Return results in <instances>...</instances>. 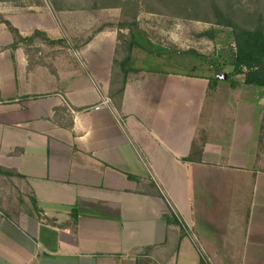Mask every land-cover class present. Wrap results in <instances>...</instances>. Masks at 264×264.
Returning <instances> with one entry per match:
<instances>
[{
  "label": "crops",
  "instance_id": "obj_1",
  "mask_svg": "<svg viewBox=\"0 0 264 264\" xmlns=\"http://www.w3.org/2000/svg\"><path fill=\"white\" fill-rule=\"evenodd\" d=\"M28 6L0 14L61 42L11 47L0 24V166L25 179L0 176V264L264 260V88L233 79L221 103L209 77L131 59L116 110L117 30L70 48L68 15Z\"/></svg>",
  "mask_w": 264,
  "mask_h": 264
},
{
  "label": "rangeland",
  "instance_id": "obj_2",
  "mask_svg": "<svg viewBox=\"0 0 264 264\" xmlns=\"http://www.w3.org/2000/svg\"><path fill=\"white\" fill-rule=\"evenodd\" d=\"M63 1L66 8L61 12L68 15L72 34L78 35L74 39L69 33H66L67 39H63L64 45L70 48L71 46H83L92 34L103 28H115L126 35H129V29H133L137 45L133 49L132 66L181 73H199L209 77L211 81L215 80L214 86L218 84L219 94L216 95L218 102H226V98L229 99L224 93L230 82L227 75L232 72L231 62L234 43L231 30L228 27L141 11L137 23L131 28L128 25L122 26L118 9L88 10L84 8L87 0ZM0 2H4L0 3V7L10 6L12 9L18 7L16 11L20 13H27L28 5L35 4L25 0ZM241 4L247 6V0H241ZM40 6L43 9H41L42 11L59 17L60 11L56 10L49 0H41ZM40 41H42L40 38L35 37L26 46L34 45V42L38 43ZM230 78L232 80L241 79V76L230 75ZM210 101L211 98L209 97L202 111V122L209 118L207 112L210 108ZM230 102L232 101L229 100ZM232 105L231 103L229 107H232ZM0 186L6 188L10 185L0 180ZM197 247L205 264H264V260L246 261L231 258L212 260L207 254H203L200 245L197 244Z\"/></svg>",
  "mask_w": 264,
  "mask_h": 264
},
{
  "label": "trees",
  "instance_id": "obj_3",
  "mask_svg": "<svg viewBox=\"0 0 264 264\" xmlns=\"http://www.w3.org/2000/svg\"><path fill=\"white\" fill-rule=\"evenodd\" d=\"M25 1L36 5L41 4V0ZM49 1L58 11L66 8L63 0ZM247 3V6H243L241 0H87L84 8L88 10L118 9L122 26L128 25L131 28L137 23L141 11L228 27L234 43L232 72L227 75L231 86L235 87L237 82L232 80L230 75H240L241 83L264 88V0H247ZM0 24H3L14 37L11 47L26 46L35 37L49 43L61 42L48 38L44 32L38 30H34L30 35L21 36L12 23L1 14ZM117 39L108 96L116 110H119L125 84L129 74L133 72L129 63L137 41L133 29H129V35L117 31ZM214 83H216L215 80L210 86H214ZM0 176L15 178L19 182L25 180L24 176L14 169L1 166ZM128 177L138 179L133 175ZM29 201L34 209L40 212L33 196H29ZM199 264H205L202 257L199 259Z\"/></svg>",
  "mask_w": 264,
  "mask_h": 264
}]
</instances>
